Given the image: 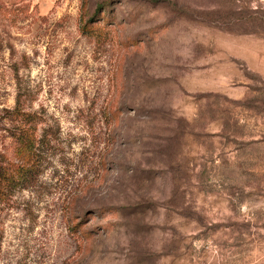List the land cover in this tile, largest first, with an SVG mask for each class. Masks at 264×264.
<instances>
[{
  "label": "rangeland",
  "instance_id": "rangeland-1",
  "mask_svg": "<svg viewBox=\"0 0 264 264\" xmlns=\"http://www.w3.org/2000/svg\"><path fill=\"white\" fill-rule=\"evenodd\" d=\"M18 90L52 136L0 264H264V0H0Z\"/></svg>",
  "mask_w": 264,
  "mask_h": 264
},
{
  "label": "trees",
  "instance_id": "trees-1",
  "mask_svg": "<svg viewBox=\"0 0 264 264\" xmlns=\"http://www.w3.org/2000/svg\"><path fill=\"white\" fill-rule=\"evenodd\" d=\"M25 91L18 90L15 104L4 108L0 122L11 138L9 146L0 151V204L10 199L13 192L32 183L39 173L45 146L52 133L43 126V112L28 107Z\"/></svg>",
  "mask_w": 264,
  "mask_h": 264
}]
</instances>
